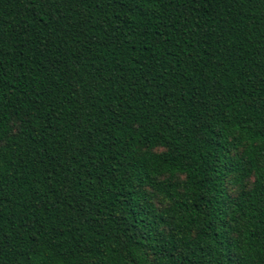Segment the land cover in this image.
Masks as SVG:
<instances>
[{
  "label": "trees",
  "instance_id": "1",
  "mask_svg": "<svg viewBox=\"0 0 264 264\" xmlns=\"http://www.w3.org/2000/svg\"><path fill=\"white\" fill-rule=\"evenodd\" d=\"M264 264V0H0V264Z\"/></svg>",
  "mask_w": 264,
  "mask_h": 264
},
{
  "label": "snow or ice",
  "instance_id": "2",
  "mask_svg": "<svg viewBox=\"0 0 264 264\" xmlns=\"http://www.w3.org/2000/svg\"><path fill=\"white\" fill-rule=\"evenodd\" d=\"M232 264H240L239 259L234 257L232 259Z\"/></svg>",
  "mask_w": 264,
  "mask_h": 264
}]
</instances>
